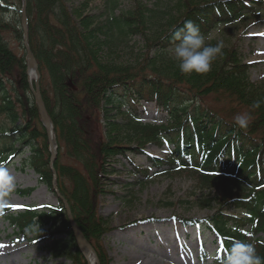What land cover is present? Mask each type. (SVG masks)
Here are the masks:
<instances>
[{
	"label": "trees",
	"instance_id": "1",
	"mask_svg": "<svg viewBox=\"0 0 264 264\" xmlns=\"http://www.w3.org/2000/svg\"><path fill=\"white\" fill-rule=\"evenodd\" d=\"M92 1L27 0L29 46L39 65L40 90L58 141L59 154L52 166L49 138L28 81L27 58L6 37L10 33L23 40V0H0V165L9 164L28 146L27 165L39 175L40 183L54 192L57 185L61 195L58 205L4 208L1 213L19 231L38 225L52 233H66L74 250L64 253L55 241L54 255L67 254L75 262L83 254L65 199L80 230L92 241L100 264H109L99 241L109 230V221L98 210V180H108L114 171L122 173L116 164L128 159L134 170L127 171L136 178L125 183L126 196L133 201L136 185L143 184L149 170L144 173L129 154L143 153L149 143H169L170 154L163 162L149 158L152 167L191 166L207 184H212L209 179H220L236 188L235 194L226 190L220 208L209 218L183 220L219 239L217 263L223 264L234 240L254 243L264 257V86L251 81V64L244 62L236 46L223 44L222 54L204 74L181 73L169 53L171 32L185 20L214 36L233 18L264 7V0H134L119 14L117 0H106L110 11L105 16L90 10ZM8 14L18 18L11 21L5 17ZM135 37L143 43L141 48L133 46ZM217 42L216 38L209 41ZM130 44L135 48L130 47L125 60L124 46ZM211 96L229 97L244 106L251 113L247 128H239L233 118L208 104ZM255 101H261L259 108H252ZM100 103L107 111L129 105L131 118L112 129L100 121L96 112ZM150 103L168 117L180 119L172 131L157 133L159 128L141 123L138 106ZM129 125L145 129L146 135L136 138ZM64 150L74 164L62 162ZM33 191L19 189L18 193L29 196Z\"/></svg>",
	"mask_w": 264,
	"mask_h": 264
},
{
	"label": "rangeland",
	"instance_id": "2",
	"mask_svg": "<svg viewBox=\"0 0 264 264\" xmlns=\"http://www.w3.org/2000/svg\"><path fill=\"white\" fill-rule=\"evenodd\" d=\"M147 1L155 2V0ZM116 2V14L127 10L135 3L134 0ZM89 8L105 16V13L110 11V3L106 0H93ZM263 10L264 7H261L249 16L233 18V23L222 25L213 36L227 46L238 48L244 57V62L251 64L249 71L251 81L260 86H264ZM5 17L11 21L13 18H18L14 14ZM6 37L9 45L18 54L27 57L23 40L15 39L10 33H6ZM133 42V46L136 47L141 48L143 45L138 42V37L133 38ZM133 46L131 44L124 46V49H127L122 53L123 59L128 58L127 53L135 48ZM28 81L34 91L35 78L30 76V72ZM206 102L231 118L247 111L244 106H240L229 97L211 96ZM102 105L103 103H100L96 112L98 111L101 123L112 129L125 125L131 118L127 113L129 105L117 106L109 111ZM138 112L141 123L159 128L161 131L157 133L172 131L180 121L177 117H168L153 103L141 104L138 106ZM127 129L138 135L136 138H139V135H146L145 129L142 128L129 125ZM171 146L169 143L163 145L149 143L143 148V153L129 154L144 173V169L149 170L146 177L143 175L146 178L143 184L136 185V198L131 202L128 201L130 197L126 196L129 191L125 183L133 181L136 175L127 171L134 170L133 164L128 159L115 163V168L123 171L122 173L114 171L107 175L108 180H98L95 188L98 210L102 218L109 221L107 228L109 230L100 237L99 241L109 259V264H218L215 252L221 246L219 239L209 230L187 225L183 220L209 218L220 208V198L226 197V190L232 189L235 194L236 188L220 179H209L212 184H207L201 173L194 171L196 169L191 166L181 169L174 166L170 170L169 167L164 169L152 167L149 158L163 162L170 154ZM48 148L51 155L50 140ZM30 153L29 147L26 146L19 155L11 159L9 164L0 165V169L6 170L13 177L11 190L6 183H0V245L15 250L14 254L0 255V264H89L83 250L82 258L75 262L67 254L54 255L55 241L61 243L64 253L74 250L73 241L67 238L66 233L56 231L52 233L38 225L32 229L19 231L1 213L3 208L23 209L60 204L57 192L40 183L39 175L27 165ZM58 154L59 149L56 157ZM61 159L65 164L75 163L66 155L65 150ZM50 164L53 166L54 161L51 160ZM19 189H34V191L29 196H21L18 193ZM83 236L95 252L97 264H100L92 241L84 234Z\"/></svg>",
	"mask_w": 264,
	"mask_h": 264
},
{
	"label": "clouds",
	"instance_id": "3",
	"mask_svg": "<svg viewBox=\"0 0 264 264\" xmlns=\"http://www.w3.org/2000/svg\"><path fill=\"white\" fill-rule=\"evenodd\" d=\"M226 3V0H223ZM172 47L169 49L171 58L176 62L183 74H204L211 70L213 62L222 54V41L209 43L212 33L205 35L200 26L192 20H185L182 26L171 32ZM261 101H255L252 108H259ZM251 118L248 111L236 114L233 122L239 128H247ZM0 183H6L11 190L13 177L4 169H0ZM223 264H264V257L257 253L254 243L234 240L228 249Z\"/></svg>",
	"mask_w": 264,
	"mask_h": 264
},
{
	"label": "water",
	"instance_id": "4",
	"mask_svg": "<svg viewBox=\"0 0 264 264\" xmlns=\"http://www.w3.org/2000/svg\"><path fill=\"white\" fill-rule=\"evenodd\" d=\"M26 10H27V0H23V8L21 9L22 27L24 30V44H25L26 51H27L28 67H29V71H30L31 67H33V66L35 69V73H36L35 86H36V89L34 90V96L36 98L37 105H38L39 111L41 113L42 122H43L44 126L46 127L47 135H48V138L50 140V151H51V155H52L51 160L53 162L55 160L56 154H57V144H55L53 142L54 125H53L52 120H51V118H50V116L46 110V106H45L42 94L40 92L41 73L39 70L38 62H37L32 50H31V48L29 46V42H28V18H27ZM54 135H55V133H54ZM54 138H55V142H56V136H54ZM63 201L65 204L67 216H68V219L70 221L71 227L73 229L74 236H75V239H76L78 246L80 247L81 250H83V252H84L83 246L87 247L89 250H92V247L87 242V240L83 236L78 224L76 223L67 200L63 199Z\"/></svg>",
	"mask_w": 264,
	"mask_h": 264
},
{
	"label": "bare ground",
	"instance_id": "5",
	"mask_svg": "<svg viewBox=\"0 0 264 264\" xmlns=\"http://www.w3.org/2000/svg\"><path fill=\"white\" fill-rule=\"evenodd\" d=\"M30 76L32 78L36 77L35 69L34 66L31 67L30 69ZM54 132H53V142L55 143V138H54ZM85 255L88 259L89 264H97V257L96 254L93 250H89L87 247L83 246ZM14 249L6 246V245H0V255H9V254H14Z\"/></svg>",
	"mask_w": 264,
	"mask_h": 264
},
{
	"label": "snow or ice",
	"instance_id": "6",
	"mask_svg": "<svg viewBox=\"0 0 264 264\" xmlns=\"http://www.w3.org/2000/svg\"><path fill=\"white\" fill-rule=\"evenodd\" d=\"M15 207H18V206H15Z\"/></svg>",
	"mask_w": 264,
	"mask_h": 264
}]
</instances>
